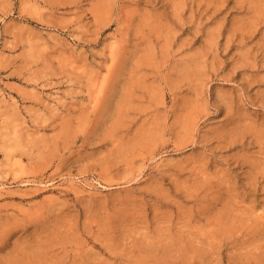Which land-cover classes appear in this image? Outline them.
Segmentation results:
<instances>
[{
    "label": "rangeland",
    "instance_id": "1",
    "mask_svg": "<svg viewBox=\"0 0 264 264\" xmlns=\"http://www.w3.org/2000/svg\"><path fill=\"white\" fill-rule=\"evenodd\" d=\"M0 264H264V0H0Z\"/></svg>",
    "mask_w": 264,
    "mask_h": 264
}]
</instances>
